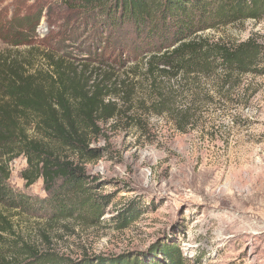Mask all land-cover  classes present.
Masks as SVG:
<instances>
[{"label":"trees","instance_id":"trees-1","mask_svg":"<svg viewBox=\"0 0 264 264\" xmlns=\"http://www.w3.org/2000/svg\"><path fill=\"white\" fill-rule=\"evenodd\" d=\"M62 6L74 22L72 28L66 22L63 32L78 36L81 30L92 31L94 42H84L83 51L93 47L88 54L95 58L75 63L40 45L29 46L24 57L0 53V264L189 263L168 238L146 251L83 254L78 259L28 242L16 234L11 214L28 210L32 198L10 187V167L15 160L26 159L22 178L27 187L43 180L49 198L42 203L49 206L42 208L56 221L99 223L114 197L99 192L105 182L89 175L87 165L103 157L101 150L91 148L92 139L101 135L100 126L117 120L122 112L113 96L128 101L137 85L144 83L156 94L152 109L186 132L193 125L194 107L183 102L180 108H171L166 90L172 97L183 90V99L194 104L197 94L212 92L215 97V86L224 89L232 80L261 74L264 47L257 41L229 45L204 33L261 20L264 0H62ZM33 18L25 15L16 24L13 17L0 28L1 38L18 48L23 43L14 40H25L23 27L36 30L40 17ZM35 52L47 63L46 69L36 67ZM114 56H124L129 63L120 76L115 73ZM138 205L128 202L109 223L117 230L127 228L138 216Z\"/></svg>","mask_w":264,"mask_h":264},{"label":"rangeland","instance_id":"rangeland-1","mask_svg":"<svg viewBox=\"0 0 264 264\" xmlns=\"http://www.w3.org/2000/svg\"><path fill=\"white\" fill-rule=\"evenodd\" d=\"M25 15L40 17L34 32L23 27L28 44L18 38L14 41L23 44L13 49L0 32V53L24 57L29 46L40 45L75 63L95 58L88 54L93 47L83 51L84 42H94L92 31L81 30L78 36L63 32L66 22L71 23L69 28L74 22L62 0H1L0 28L15 16L19 24ZM204 35L229 45L253 39L264 47V18ZM40 55L35 52L32 58L43 70L48 65ZM125 59H112L117 76L129 65ZM261 61V74L232 80L224 89L215 86V97L212 92L197 94L194 104L183 99V90L175 97L166 90L171 108H180L183 102L194 107L193 125L186 132L152 109L156 94L144 83L128 101L113 96L122 112L117 120L100 126L101 135L92 139L91 148L101 150L103 157L87 165L89 175L105 182L99 192L114 197L95 225L80 219L56 221L42 208L49 206L42 203L49 198L43 180L27 187L22 178L27 161L15 160L9 185L33 203L28 210L11 214L16 234L72 259L146 251L168 238L179 246L186 264H264V54ZM130 201L139 204L138 216L117 230L109 221Z\"/></svg>","mask_w":264,"mask_h":264},{"label":"built area","instance_id":"built-area-1","mask_svg":"<svg viewBox=\"0 0 264 264\" xmlns=\"http://www.w3.org/2000/svg\"><path fill=\"white\" fill-rule=\"evenodd\" d=\"M41 31H43V30H41Z\"/></svg>","mask_w":264,"mask_h":264}]
</instances>
